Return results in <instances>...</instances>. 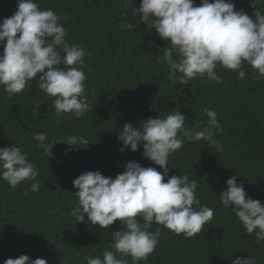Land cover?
I'll use <instances>...</instances> for the list:
<instances>
[{"label": "trees", "instance_id": "obj_1", "mask_svg": "<svg viewBox=\"0 0 264 264\" xmlns=\"http://www.w3.org/2000/svg\"><path fill=\"white\" fill-rule=\"evenodd\" d=\"M140 2L132 0L126 10L123 0H39L42 9L51 8L61 17L68 42L87 52L84 83L93 109L80 118L72 113L57 118L54 97L39 89L38 77L11 96L0 86V147L14 143L27 152L39 169L40 183V191L31 192L28 188L34 181L13 189L0 179V264L21 254L44 258L48 264H87V256L102 258L120 221L107 229L77 222L71 215L78 204L72 181L90 170L114 177L131 160L160 170L142 156V146L121 153L118 131L127 122L136 126L176 107L187 116L189 129L207 124L205 107L218 113L220 130L215 138L222 151L209 148L204 140L185 141L168 160L169 176L187 173L198 181L197 196L214 209V216L190 238L154 223L151 231L162 228L159 243L140 264H231L237 256H252L256 264H264V241L258 242L255 233L248 235L232 209L224 208L218 198L227 179L236 175L246 193L264 203V77L257 79L246 63L244 79L218 65L219 84L207 78L174 84L162 59L168 41L149 31L139 15H132V6L139 7ZM233 3L250 17L256 10L264 13V0ZM16 5L17 0H0V19L13 15ZM125 21L134 30H122ZM41 132L48 134L50 143L70 134L90 143L67 154L68 145L57 143L48 161L34 139ZM125 259L131 264V257Z\"/></svg>", "mask_w": 264, "mask_h": 264}, {"label": "clouds", "instance_id": "obj_2", "mask_svg": "<svg viewBox=\"0 0 264 264\" xmlns=\"http://www.w3.org/2000/svg\"><path fill=\"white\" fill-rule=\"evenodd\" d=\"M129 4L132 0H123L126 10ZM131 11L149 31L155 30L168 41L162 59L170 69L167 78L174 84L185 85L197 78L219 84L222 77L215 70L218 65L244 79L246 63L255 70L257 79L264 77V13L259 10L250 17L244 9H236L233 0H200L199 5L195 0H141ZM121 29L134 30V26L125 21ZM67 36L61 17L53 9H42L39 0H17L14 14L0 19V86L4 91L9 96L19 94L38 77L39 89L54 97L52 107L57 118L63 113L80 118L92 110L84 83L87 52L79 44H70ZM203 112L208 120L202 129L185 127L187 116L179 107L164 117H149L136 126L127 122L120 128L117 140L122 142L121 153L125 149L135 152L142 146V156L160 170L131 160L114 177L90 170L72 181L78 204L71 215L77 222L107 229L120 221L103 257L87 256V264H129L126 257H131V264H140L159 243L162 228L151 231L154 223L190 238L212 220L214 209L197 196L198 181L187 173L169 176V156L185 141L204 140L209 148L223 150L215 138L220 130L218 113L208 107ZM34 139L48 161L57 143L68 145L65 154L90 143L74 134L55 143H50L44 132L35 133ZM38 175L39 169L21 147L14 143L0 147V179L13 189L34 181L28 191L39 192ZM218 198L224 208L232 209L248 235L255 233L258 242L264 241V203L250 197L236 175L227 179ZM4 264L48 261L21 254L7 258ZM231 264H256V260L237 256Z\"/></svg>", "mask_w": 264, "mask_h": 264}]
</instances>
